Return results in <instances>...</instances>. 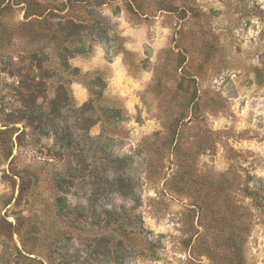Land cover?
<instances>
[{
	"label": "rangeland",
	"instance_id": "rangeland-1",
	"mask_svg": "<svg viewBox=\"0 0 264 264\" xmlns=\"http://www.w3.org/2000/svg\"><path fill=\"white\" fill-rule=\"evenodd\" d=\"M0 264H264V0H0Z\"/></svg>",
	"mask_w": 264,
	"mask_h": 264
},
{
	"label": "trees",
	"instance_id": "trees-1",
	"mask_svg": "<svg viewBox=\"0 0 264 264\" xmlns=\"http://www.w3.org/2000/svg\"><path fill=\"white\" fill-rule=\"evenodd\" d=\"M54 112H57V109L54 108ZM83 121H84L83 126H81L80 129L86 130V124L89 121V119L83 118ZM74 126L75 123L65 124L63 127H60L61 132H58L57 129L55 131L58 142L61 144L62 147L66 149H69L72 146L78 144L79 136L76 137L73 135L75 133V130L73 129ZM81 151H82L81 154L84 156L83 153L85 152H83V148L81 149ZM128 163H129L128 159L125 157L124 158L110 157L108 159V162L107 163L104 162V164L101 166L97 175L93 178L91 182V189L89 191V195L87 196V200L90 208L89 210L90 214L98 215L97 208L99 207L100 211H102L105 214L106 220L108 222L112 221L114 223L115 222L118 223L121 221L122 215L121 213H119V210H116L114 208L108 209L104 207V198H106L108 195H110L113 192H116L120 196L125 198H132V199L134 198L136 183L134 181V178L130 177L124 172V168ZM110 170L113 173L112 176L109 172ZM62 184L63 182H61L60 185ZM60 185L57 182L54 183V187L56 189H60L61 188ZM55 205L59 213H64L65 211H67L69 213H76L79 216H84V217L86 216L83 206H75L71 208L64 202V198L61 196H56ZM119 208H121L123 211H128L129 212L128 217H132L131 223L133 226L131 225V229L129 230V232H124V233H129L132 236L131 239L133 240L134 239L133 234L138 233V230L136 228L138 226L137 223L140 222V218L137 215L135 216L132 215L133 213L132 211L135 208L134 206L125 208L123 205H120ZM126 241L125 239H123V237H119L115 241L114 240L106 241L107 252H109L110 255L114 257L116 261H119V257L124 256L127 250L136 249L133 245H131L128 248Z\"/></svg>",
	"mask_w": 264,
	"mask_h": 264
}]
</instances>
